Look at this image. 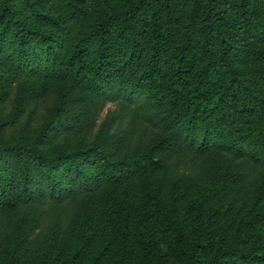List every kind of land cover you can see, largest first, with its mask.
<instances>
[{"label":"trees","instance_id":"16d2710c","mask_svg":"<svg viewBox=\"0 0 264 264\" xmlns=\"http://www.w3.org/2000/svg\"><path fill=\"white\" fill-rule=\"evenodd\" d=\"M0 264H264V0H0Z\"/></svg>","mask_w":264,"mask_h":264},{"label":"rangeland","instance_id":"374dc122","mask_svg":"<svg viewBox=\"0 0 264 264\" xmlns=\"http://www.w3.org/2000/svg\"><path fill=\"white\" fill-rule=\"evenodd\" d=\"M113 109V104H107L105 110ZM105 113V111H104Z\"/></svg>","mask_w":264,"mask_h":264}]
</instances>
